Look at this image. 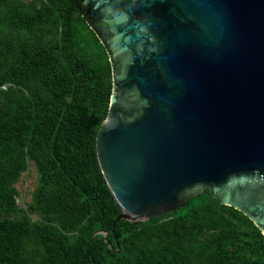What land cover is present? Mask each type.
I'll return each mask as SVG.
<instances>
[{"label": "trees", "instance_id": "obj_1", "mask_svg": "<svg viewBox=\"0 0 264 264\" xmlns=\"http://www.w3.org/2000/svg\"><path fill=\"white\" fill-rule=\"evenodd\" d=\"M111 91L77 0H0V264H264L260 231L208 190L137 225L116 220L95 149Z\"/></svg>", "mask_w": 264, "mask_h": 264}, {"label": "water", "instance_id": "obj_2", "mask_svg": "<svg viewBox=\"0 0 264 264\" xmlns=\"http://www.w3.org/2000/svg\"><path fill=\"white\" fill-rule=\"evenodd\" d=\"M77 1L111 65L95 149L116 220L208 190L264 239V0Z\"/></svg>", "mask_w": 264, "mask_h": 264}, {"label": "rangeland", "instance_id": "obj_3", "mask_svg": "<svg viewBox=\"0 0 264 264\" xmlns=\"http://www.w3.org/2000/svg\"><path fill=\"white\" fill-rule=\"evenodd\" d=\"M18 190L17 204L19 207L26 208L31 200V194L36 187V171L33 163L28 162L27 170L20 176L15 184ZM32 219H35L32 217Z\"/></svg>", "mask_w": 264, "mask_h": 264}]
</instances>
